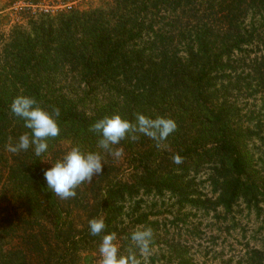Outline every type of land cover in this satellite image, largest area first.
<instances>
[{
  "label": "trees",
  "instance_id": "16d2710c",
  "mask_svg": "<svg viewBox=\"0 0 264 264\" xmlns=\"http://www.w3.org/2000/svg\"><path fill=\"white\" fill-rule=\"evenodd\" d=\"M46 2L66 9L29 3L36 8L26 27L0 34V166L7 169L0 167V207L12 213L0 226V264H81V254L97 253L106 234L138 264H196L176 233L150 220L157 215L140 212L142 200L127 207L138 197L168 196L179 216L169 226L185 227L187 210L230 215L240 202L264 203V164L250 148L261 140V122L246 108L257 99L264 107V0H111L88 11L69 7L73 0ZM18 95L59 111V135L39 157L33 148L9 151L31 131L11 112ZM116 114L132 124L139 114L171 118L177 128L159 146L140 133L113 145L130 158V179L100 180L79 227L70 198L47 188L45 162L62 141L100 152L101 136L90 128ZM202 170L211 173L213 199L194 186ZM94 218L105 221L99 236L89 231ZM138 228L153 232L146 256L131 241ZM6 239L20 244L6 249ZM241 263L264 264V249Z\"/></svg>",
  "mask_w": 264,
  "mask_h": 264
},
{
  "label": "rangeland",
  "instance_id": "374dc122",
  "mask_svg": "<svg viewBox=\"0 0 264 264\" xmlns=\"http://www.w3.org/2000/svg\"><path fill=\"white\" fill-rule=\"evenodd\" d=\"M46 1L0 0V34H6L12 31L18 24H22L24 26L23 28L26 27L33 13L31 9H27L29 3L36 2V5L40 7V11L43 9L54 11L66 9V7L60 5L50 9L46 7V5H49ZM54 1L61 4L62 0ZM73 1V4H69V7L74 6L81 11L103 8L111 2V0ZM34 8L36 7L34 6L33 10ZM26 30L28 31V28ZM0 46L2 47L3 45L1 44ZM247 105L248 112H253L254 116H257L261 122V128L259 129L261 140L254 141L250 145V148L254 153L255 159H261L264 164V107H262V102L259 99L254 103L249 101ZM71 149L72 147L67 141H62L54 146L46 159L47 162H45L47 169L52 166V163L62 159ZM117 149L121 148L112 145L111 151L102 148L100 152L98 150L97 153L102 156L105 163V170H103L101 176L94 177L92 182L80 184L75 189L76 195L70 198L71 204L69 208L73 209V218L77 226L80 227L87 222L91 207L94 206L95 198L99 195L98 187L103 185V183H99L100 180L108 179L113 182V177H118V179L129 178L128 164H130L131 160L123 150L120 157H115L112 153ZM1 164L0 167L3 169V172H7L6 165L4 163ZM117 169L120 170L118 175ZM210 176L211 173L209 171H200L198 177H196L194 186L197 192L213 199L215 195L207 181ZM139 199L142 200V209L140 212L147 214L151 212L157 215V217L151 218L150 220H156L158 218L162 224L168 226L171 234L174 235L176 233L177 235L174 238L179 239L190 248V254L193 256L196 264H243L241 262L247 258L248 252L264 249V203L260 202L256 206H247L240 202L234 207L230 215H225L220 209L216 213L212 211L206 213L205 211L197 212L187 210L185 214H188L186 220V224L188 225L184 227L181 224L174 223L175 227L176 224L179 227V229H175L174 226H169L170 222L178 216V209L173 200L169 199L168 196L162 198L152 196L138 197L135 201L128 204L127 210L129 212L133 210L135 202ZM10 209L6 204H1L0 226H2V220L8 217L7 214L12 215ZM126 223H130V218L126 220ZM186 228L189 229L188 233L184 232ZM11 244L19 246L20 243H13L10 239H6V249H9ZM99 248L97 253H82L81 264H100L101 257Z\"/></svg>",
  "mask_w": 264,
  "mask_h": 264
},
{
  "label": "clouds",
  "instance_id": "9594fccd",
  "mask_svg": "<svg viewBox=\"0 0 264 264\" xmlns=\"http://www.w3.org/2000/svg\"><path fill=\"white\" fill-rule=\"evenodd\" d=\"M14 116L24 121V127L31 130L22 134L18 142L9 146V151L16 153L33 148L36 156L47 152L49 138L59 135V126L55 115L39 107L37 101L27 95H18L10 106ZM177 128L171 118L157 117L155 119L139 114L136 123L123 119L116 114L100 119L90 128V131L100 134L99 145L104 150L111 151L112 145H117L126 135L132 133L143 134L157 142L165 141ZM115 157L122 155V149L112 153ZM174 163H181L179 156L174 157ZM105 163L102 156L96 152H82L78 147L72 148L62 159L52 163L44 172L47 188L61 199H69L76 195L75 189L84 182H92L96 176H101ZM106 228L103 218H94L89 221V231L93 236H99ZM153 232L151 228H138L131 234V241L142 256L150 254ZM114 234L103 235L99 253L100 264H138L137 258L130 253L127 256L120 254L119 247L114 242Z\"/></svg>",
  "mask_w": 264,
  "mask_h": 264
},
{
  "label": "built area",
  "instance_id": "2783aa9c",
  "mask_svg": "<svg viewBox=\"0 0 264 264\" xmlns=\"http://www.w3.org/2000/svg\"><path fill=\"white\" fill-rule=\"evenodd\" d=\"M28 9H33V6L29 5L27 6Z\"/></svg>",
  "mask_w": 264,
  "mask_h": 264
}]
</instances>
